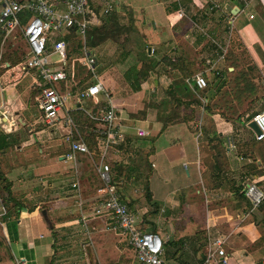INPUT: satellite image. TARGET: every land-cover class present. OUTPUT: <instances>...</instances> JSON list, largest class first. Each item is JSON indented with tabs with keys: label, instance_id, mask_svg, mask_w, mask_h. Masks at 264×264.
I'll return each mask as SVG.
<instances>
[{
	"label": "crops",
	"instance_id": "0c3cea01",
	"mask_svg": "<svg viewBox=\"0 0 264 264\" xmlns=\"http://www.w3.org/2000/svg\"><path fill=\"white\" fill-rule=\"evenodd\" d=\"M51 1L60 8L64 7V0ZM123 1L134 11L148 8L158 11L151 17L142 15L143 18L135 23L138 29L145 32L148 42L155 45L149 44L148 54L152 56L157 48V59L163 55L178 58L183 64L182 72L192 73L193 76L190 79L175 77L173 73L179 72L178 69L160 73L151 71L141 83L140 90L134 92L122 75L113 69L115 74L105 81L107 87L99 81L102 91L96 96L84 98L93 106L104 97L107 98L106 104L112 103L126 147L119 151L115 147L110 149L107 160L135 164L138 161L136 154H148L147 162L151 169L149 187L154 171L161 178L173 165L183 163L190 176L188 166L195 165L199 183L184 185L185 194L179 207L182 214H175L176 205L172 202L168 217H162L158 210H154L148 215L150 219L143 230L162 237V257L171 263L196 264L201 253L205 255L211 239L222 235L227 237L224 264H264V202L258 209L244 215L249 207H238L234 191L247 185L240 184L236 173L264 180L262 160L247 159L249 154H254L250 143L245 142L246 152L239 157L241 168L234 167L231 156L235 152L225 145L223 171L219 176L207 174L215 154V139L220 137L224 140L237 132L235 120L225 119L221 111L246 113L247 107L242 109L245 92L248 98L264 95V0ZM3 2L0 0V8ZM89 2L90 7L97 10L98 0ZM19 31L21 29H16L11 38L8 37L10 44L0 58L6 56L3 62L0 61V125L7 122L2 117L3 112L16 121L9 131L0 127V167L11 182L12 195L24 205L20 211L12 210L11 216L4 218L5 209L0 198V264H15L17 256L25 257L28 264H138L136 257L130 259L132 254L127 252L128 245L121 242L120 232L109 226L105 218L92 213L94 190L98 187L96 161L82 154L78 155L76 162L66 160L64 154L68 144L63 136L58 137L60 141L56 151L46 150L45 142L54 139L50 127L46 129L51 135L44 143H38V151L24 132L25 128L28 133L33 132L35 117L28 110V103L31 100L30 103L37 106L42 81L34 70H25L21 65L28 47L24 38L18 40ZM64 34H60L63 39ZM14 40H18V48H14ZM3 41L6 39L3 38ZM91 52L97 65L94 49ZM214 71L219 74L217 82L220 87L211 102H216L217 108L222 109L206 113L203 108L206 99L199 94L195 76L201 74L210 82ZM22 80L25 83L20 87ZM155 90L154 97L152 92ZM67 93L66 104L73 98L70 90ZM74 96V105L80 107L79 92ZM157 97L159 99H154ZM172 97L191 104L184 105L178 111V117L177 114L172 115L173 123L164 129L161 128L165 114L158 113L153 107L140 113L147 100L151 99L152 104H165ZM225 100L228 105H225ZM253 110L251 107L250 111ZM130 114L136 116L131 117ZM202 115L204 123L200 129L201 138L197 140L193 123ZM138 129L145 132L143 137L137 136ZM243 137L246 138L245 135ZM128 140L130 143L127 145ZM134 140H142L143 144L135 147ZM50 146L52 149V144ZM225 175L230 177L227 179ZM202 176L207 178V185L214 184V189L223 183L230 187L226 202L219 208L204 206L208 199L201 200L199 196ZM75 181L79 184L78 189L72 187ZM79 194L83 199V208L79 207ZM10 221L15 223L14 228L8 231Z\"/></svg>",
	"mask_w": 264,
	"mask_h": 264
},
{
	"label": "built area",
	"instance_id": "2783aa9c",
	"mask_svg": "<svg viewBox=\"0 0 264 264\" xmlns=\"http://www.w3.org/2000/svg\"><path fill=\"white\" fill-rule=\"evenodd\" d=\"M62 3L63 8L58 7L51 0H4L0 8V31L3 38L6 39L16 29H21L26 41L28 51L21 65L25 70H34L42 81L36 102L40 118L48 126H54L59 122V112L62 108H66L68 96V93L60 87V84L67 80L66 43L60 34L73 29L81 35L86 56L83 63L93 72L96 59L85 45L86 32L91 26L101 24L102 18L116 7V0H98L97 10L90 7L89 0H64ZM21 13L30 15L25 23H21ZM179 14L182 15V12ZM53 37L56 38L53 39ZM52 56L56 58L53 59ZM195 85L198 89L205 88V77L197 74ZM102 89V84L94 81L79 92V98L96 96ZM261 104L263 108L257 111L252 118L259 130V134H254L257 141L264 140V98ZM2 117L11 126L15 125L16 121L5 115V112L2 113ZM92 118L97 120L94 133L98 136L101 149L100 157L95 162V168L102 183L94 190L95 203L92 205V213L96 217L105 218L109 226L117 229L124 236L128 247L135 253L138 264H176L164 260L162 237L158 233L145 231L137 225L136 215L120 199L116 189L110 184L111 171L107 155L110 149L124 140V133L116 121L114 106L112 103L105 104ZM65 126L68 128L64 136L68 150L64 158L76 162L78 155L90 156L91 152L85 141L80 137L74 138V134H78V131L70 116L66 117ZM144 135L143 130H137V136L143 137ZM226 143L228 150L236 152V144L232 136L227 137ZM78 186L77 181L72 184L74 188L78 189ZM244 195L250 202V207L244 215L258 209L264 202V189L255 183L245 186ZM78 201L79 207L83 208L81 194H79ZM226 241L227 237L222 235L213 237L202 264H224ZM14 262L15 264H28V260L23 256L15 257Z\"/></svg>",
	"mask_w": 264,
	"mask_h": 264
},
{
	"label": "rangeland",
	"instance_id": "374dc122",
	"mask_svg": "<svg viewBox=\"0 0 264 264\" xmlns=\"http://www.w3.org/2000/svg\"><path fill=\"white\" fill-rule=\"evenodd\" d=\"M119 15H120V21L121 22H129L130 20L139 21L140 19L145 17H151V15L155 14L158 11H153L145 9V10H138L134 11L130 8V6L126 5L123 0H116V7L114 9ZM143 15V16H142ZM138 18H136V17ZM65 33L66 32H62ZM64 34V35H65ZM11 38L10 36H8ZM6 38V41H3V37L1 35L0 38V58L2 55H4L5 50L8 49V45L10 44L9 38ZM69 40H67V50H68V62H67V74L68 78L66 80L65 84H61L60 87H62L63 91L70 90V93L72 94L71 101H68L66 104V110L62 108V110L59 112V122L55 124L54 126H48L41 119H39L38 116H40V112L38 111L37 106L35 107L32 105L31 100L28 103V110L31 113H34L33 117H35V125L33 124V132H29L27 128H25L24 132L29 135V141L32 142L34 145V148L37 150L38 143H44L46 139L51 135L50 131L47 132L48 127H50L49 130H53L52 133H54L53 138L51 141H46L44 144V148L48 151H53L58 148V142L60 141L61 136H65L67 133L68 128L65 126V120L67 116H70L72 118V111L77 108V105H74V102H76V97L74 96L76 93L80 92L85 87L84 80L87 78V75H89L88 80H97L100 81L103 84V87H107V84L105 81H108V78H111V75L113 76V69L114 72L120 73L122 75L123 70L127 67V63L122 59L123 56L117 59L118 57V47L117 44L107 40L99 44L98 46L94 48H88L89 51H93L97 57L98 63L95 65L93 72L89 70V68L83 63L85 61L86 56L85 52L83 51V47L81 49V46H83V40L81 35L76 32V35L66 36ZM18 40H22L23 34L21 31L18 33ZM18 40H14L15 45L14 48H18ZM151 45H154L152 42H148ZM155 46V45H154ZM6 48V49H5ZM8 52V51H7ZM6 52V53H7ZM157 48L155 49V53L152 56L157 55ZM6 56H3V58L0 60L3 62L5 60ZM53 59H55V56H52ZM76 66V77L74 79H71L73 77L74 71H72V67ZM4 67H1L3 69ZM71 77V78H70ZM20 87L24 85V81H20ZM154 97L156 95V90L152 92ZM6 100H8L7 97H5ZM107 101V98H104ZM154 99H159L154 98ZM100 100V98H99ZM244 104L242 109L246 108L247 105L251 106L254 110L253 112L259 111L261 107V97H257L254 101L251 102L243 100ZM147 103H150L149 105H152V100H147ZM93 103L90 101H87L85 99H80V109L83 111H88L93 108ZM198 110H200L199 107H197ZM203 108H201V111ZM200 116V115H199ZM174 117V116H173ZM200 120V121H199ZM203 120L204 116L197 118L195 123L193 125L196 126V133H197V140L201 138V128H203ZM201 122V123H199ZM37 123V124H36ZM234 126L237 129V132L232 134V137L234 139V142L236 145V152L232 154V163L234 164V167H240L241 160H239L240 155L242 153L246 152L244 144L250 143V148H253V154L254 156H251L250 154L247 156V159L253 158V161L256 158H259L262 160V164H264V140L262 141H255L254 140V132L248 127V123L244 124L240 119H236L234 122ZM0 127L3 131H9L10 129H13L14 127L11 126L7 122H3ZM47 128V129H46ZM200 132V133H199ZM243 135L246 136V138L243 137ZM51 137V136H50ZM59 137V139H58ZM56 139V140H55ZM142 141V140H137ZM50 144H52V149ZM227 146L226 139L223 140V146ZM247 146V145H246ZM244 147V148H243ZM245 149V150H244ZM45 150V151H46ZM38 151V150H37ZM250 153L252 152L249 150ZM248 151V152H249ZM196 153V151L194 152ZM258 155V156H256ZM109 156V155H107ZM243 156V155H242ZM85 160V159H83ZM170 165H167L168 167ZM253 168H255V162L252 164ZM241 168V167H240ZM187 168L183 166V163H179L178 165H173L172 168L166 170L161 178L157 176V173L154 171L152 174V177L150 179V190L153 193V199L152 197L148 199L146 197L145 189L143 187L142 183L138 184H128L126 186L120 185L122 195L124 196V199L127 203H130V208L134 212L137 218V225L141 227L142 229H145V225L149 222L148 218L150 219V214L154 212V210L159 211V215H162V217H168V214L170 213V204L172 202H175L176 208H175V214L181 215L182 214V208L179 209L181 206V199L183 194H185V190L183 188L184 185L189 184H195L198 185L199 183V175L195 169V165H189L188 170L190 172V176L187 175L186 172ZM242 170V169H241ZM241 170H239L241 172ZM257 172V170H256ZM236 178L240 180L241 185H246L249 183H254L255 177H251V175L244 176L245 174H241L240 176L235 174ZM225 177L228 179L230 176L225 175ZM239 177V178H238ZM242 177V178H241ZM221 180H219L220 183ZM100 180H96V185L101 186ZM219 186V185H218ZM200 194L201 200H204L205 198L208 199V201L205 200L204 206L208 208H219L222 204H224L229 196L230 193V187L227 183H223L219 188L214 189V184L212 186L207 185V178L203 177L200 180ZM182 190V191H181ZM207 196V197H206ZM164 210V212L162 211ZM167 209V213H166ZM149 215V216H148ZM158 215V216H159ZM184 217V216H182ZM158 218V217H157ZM184 219V218H182ZM117 232H119L117 230ZM121 238L123 239L121 242L126 241L124 239V236L121 234ZM124 247V246H123ZM128 247V246H127ZM129 248V247H128ZM127 252L131 253L132 256L130 259L134 258V252L131 248L128 249ZM126 262V261H124ZM120 262H118L119 264ZM123 264V263H122ZM131 264V263H130ZM135 264V263H133Z\"/></svg>",
	"mask_w": 264,
	"mask_h": 264
},
{
	"label": "trees",
	"instance_id": "16d2710c",
	"mask_svg": "<svg viewBox=\"0 0 264 264\" xmlns=\"http://www.w3.org/2000/svg\"><path fill=\"white\" fill-rule=\"evenodd\" d=\"M30 18V15L28 13H21L20 14V20L21 23H25ZM76 35V31L73 29H70L66 31L64 40H69L66 36ZM1 31H0V38H1ZM3 36V35H2ZM110 40L117 44L118 47V58L121 56L122 59L127 63V67L122 72V77L124 80L128 83L131 90L136 92L140 90L141 83L148 77L149 72H158L161 71H167L169 70H177L179 72H174L173 75L175 77H182L185 79L192 78V73H186L182 72V66L183 64L179 62L178 58L171 59L168 56H162L160 59H157L155 56H150L148 54V47L149 43L147 40V36L143 30H140L136 27L135 20H130L129 22H121L120 21V15L113 10L110 12L107 16L102 18L101 24L93 25L91 26L85 35V45L88 48H94L101 44L104 41ZM66 43V42H65ZM67 46V45H66ZM83 46H81L82 49ZM20 60V58H19ZM68 62V52H67V59L65 62V70L67 72L66 66ZM23 63V62H22ZM72 71L74 73L72 74L73 77L71 79H74L76 77V66L72 67ZM89 75H87V78L84 80L85 87L84 89L94 82V80H88ZM212 81L206 80V86L203 89L199 90V94L203 99H206V102H204L203 108L206 113H214L216 110L220 111L222 107L217 108L216 102H211L213 98L218 93V78L219 74L217 71H214L212 76ZM68 78V74H67ZM61 84H64L63 82ZM62 89V87H61ZM63 90V89H62ZM264 91V90H262ZM262 94V92H260ZM233 96L235 94L239 96L238 92L232 93ZM248 94H244V100L251 102L257 99V97H247ZM261 97V95L259 96ZM106 98V97H104ZM224 98V97H223ZM264 98V95L261 97V101ZM233 99H237L234 97ZM238 99L241 98L239 97ZM226 101V100H225ZM233 103V101H231ZM243 102V100H242ZM241 102V103H242ZM186 103V104H185ZM225 105H228V101L225 102ZM106 104V100L100 98L97 103L94 104V107L91 110L88 111H82L80 107L75 108L72 111V120L76 124L78 134H74V138H82L85 143L87 144L91 155L88 156L91 157L94 161H97L100 157L101 149H100V142L98 140L97 134L94 133L95 125L97 123V120L93 119L92 116L97 114V111L100 110L104 105ZM146 103L144 106V109L140 113H145L146 109L148 107L155 108L158 113L164 115V119L162 120V128L164 129L169 123H173L174 120H172V115L177 114L178 117V111H180L181 108H183L184 105H190L191 103L182 102L180 99L176 97H172L167 103L165 104H152ZM234 104V103H233ZM251 106L247 105L246 113L242 114H229L221 111L222 116L225 119L229 120H236L240 119L244 124L250 122L256 112L250 111ZM131 117H135V114H130ZM176 120V119H175ZM127 145L130 143V141H126ZM135 147H139L141 144H143V141H137L134 140ZM6 147V146H4ZM124 140L117 144L115 146V149L118 151L125 148ZM213 147L215 148V154L213 155V161L208 167L207 174H212L219 176L221 172L223 171V162H224V146H223V139L216 138ZM136 157H138V161L135 164H124L122 161H117L114 159H108V163L110 164V184L116 189L117 193L119 194L120 199L125 202L128 207L130 208V203H127L124 199V196L121 192L120 185H128V184H143V187L145 189L146 197L150 199L152 197L151 190L149 188V175H150V165L147 162L148 154L142 155V154H136ZM2 162V159L0 157V163ZM256 167V164H255ZM252 175L255 173H251ZM98 180H100L98 178ZM254 183L258 185L260 188L264 189V180L262 179H255ZM11 182L8 180V178L5 176L4 171L0 167V198L2 200V204L5 209V213L3 215L4 218L11 216L12 210L14 211H20L23 207V203L20 202L14 195H12L11 189ZM99 186V185H98ZM245 186V185H244ZM235 195L238 199V207L241 206H248L250 207L249 200L244 195V188H235ZM263 204V203H262ZM261 206V205H260ZM131 209V208H130ZM13 221H10L7 228L9 231V228H14ZM11 239V237H10ZM167 246V244H165ZM135 255V254H134ZM206 257L203 253H201L200 258L197 259L196 264H202Z\"/></svg>",
	"mask_w": 264,
	"mask_h": 264
},
{
	"label": "water",
	"instance_id": "95a60500",
	"mask_svg": "<svg viewBox=\"0 0 264 264\" xmlns=\"http://www.w3.org/2000/svg\"><path fill=\"white\" fill-rule=\"evenodd\" d=\"M248 127H249L254 133L259 134V130H258L257 126L255 125L254 121L251 120V121L248 123Z\"/></svg>",
	"mask_w": 264,
	"mask_h": 264
}]
</instances>
